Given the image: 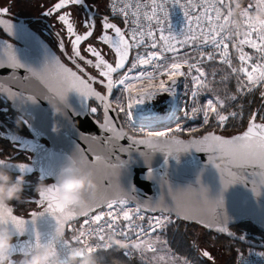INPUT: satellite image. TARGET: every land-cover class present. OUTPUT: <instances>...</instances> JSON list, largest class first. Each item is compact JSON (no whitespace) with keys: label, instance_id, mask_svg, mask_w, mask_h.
I'll return each mask as SVG.
<instances>
[{"label":"snow or ice","instance_id":"obj_1","mask_svg":"<svg viewBox=\"0 0 264 264\" xmlns=\"http://www.w3.org/2000/svg\"><path fill=\"white\" fill-rule=\"evenodd\" d=\"M264 0H256L255 4L249 3L241 12L242 25L235 24L232 20V8L234 0H173V4H179L186 18V24L182 31L177 33L169 24V11L164 0H150V3H141L140 0H116L110 3L109 7L114 15H121L124 24H129L127 30L119 26L117 23L111 22L109 16L102 18V32L96 34L95 40L110 45L115 51V60L110 63L105 59L99 47L93 42L86 44L85 52L90 53L93 59H87L88 65H93L99 69L105 80H100L101 84H105L107 92L112 93L114 85L122 86L124 92H127V103L119 102L117 107L119 112H123L126 117L132 115V109L135 105L142 103L146 99H152L162 92H175L177 77H185V87L190 82L194 85L191 94L196 107L192 108L193 116L198 113L203 115V124L208 125L210 121L214 123L215 129L205 131L200 136H191L196 132L195 128L184 129L179 124L176 128L164 127L165 131L149 132L144 136L137 137L128 135L131 141L129 147L136 145H145L152 150L167 151L168 155L172 154L173 146L176 151L188 150L196 148L200 151L210 153L208 161L214 162L217 159V153L225 160L224 166L219 165V172L225 188L236 182L247 179L246 175H241L237 170H246L251 168V176L259 178V190L256 187V179L253 180V191L257 195L264 189V105L261 110L253 111L249 114V119L245 130L232 134L228 132L230 126L238 127L239 123L232 125L231 121H241L243 118V106H238L239 111L226 110V100H235L236 94H229L227 98L216 94L207 83V74L202 64L205 60H219L227 65L232 74H237V92L243 93L251 91L255 86L264 84V28H257L252 22L251 9L259 7ZM71 4L85 5V0H58L52 7L48 9L46 15H51L58 10L66 8ZM122 5V6H121ZM226 10V11H225ZM8 7H0V13H8ZM58 19L66 25L71 40L72 54L68 57L74 63L77 59L84 60L86 57L81 54V43L88 41L93 37L96 27V20L85 17L80 22L85 30L82 34L78 33L71 14L63 11L59 14ZM146 21V23H145ZM155 22V23H153ZM0 24L11 25L8 20H0ZM234 27V34L228 31V28ZM110 31L114 34H110ZM128 32L131 35H128ZM233 36L236 39H233ZM187 45H195L193 51L196 56H190L187 52L181 54L180 49ZM231 48L237 53L239 66H234ZM249 45L259 54V61L254 62L249 52L244 50V46ZM60 47L64 48L63 41ZM141 47L151 50L145 54L136 52V56L131 62V66L123 71L126 67L130 51L134 48ZM211 49V50H206ZM5 55L4 61L13 69L25 68L29 76L40 79L55 97L59 98L65 105L69 91L76 90L84 97H95L104 106L103 123L99 124L101 130L110 132V139H123L127 134L121 128H117L115 121L109 115L112 108V102L108 96L102 95L92 86L88 80H85L77 71L65 65L58 56H52L42 68L37 69L26 65L17 57L15 49L11 45H7L3 50ZM171 53V56L165 55ZM185 65L187 70L185 71ZM0 66H3L0 63ZM143 66V67H142ZM79 69V65H77ZM149 68L151 70H149ZM118 70L122 71L117 79L113 78V74ZM195 71V75L193 72ZM134 73V74H133ZM167 75V81L160 79V76ZM27 78V77H26ZM227 78V77H225ZM89 79L95 80L96 77ZM158 80V83L155 81ZM146 81L144 84L142 82ZM169 81L171 82L169 84ZM138 84L140 86H138ZM207 91L209 97L206 103L200 105L198 103L200 93ZM135 94V95H134ZM264 98V91L260 93ZM14 100L18 98L21 107L27 106L29 101L37 102L34 95L24 96L23 94H14ZM92 113L97 112V108H91ZM259 121L257 122V117ZM29 128L31 123L25 121ZM187 131L190 138L182 139L178 133ZM226 133V134H222ZM11 139L18 141L21 146L28 147V143L23 137L15 134H9ZM144 155V153H141ZM119 160V158H117ZM103 162L107 169L115 170L117 168L124 169L125 163L120 161L113 164L104 161L102 157L95 156L91 163L98 164ZM21 172H31L32 166L27 163L14 164ZM113 174H115L113 172ZM152 169L149 168L148 178H152ZM121 174L119 175L120 180ZM57 180V176L54 177ZM30 184V182H28ZM111 187V185H108ZM125 190L136 191L134 186L125 188L120 180L116 185V192L122 193ZM170 196L159 195L158 197L148 198L146 201L136 200L135 208L128 207L129 198L125 195H119L117 198H105L95 206L80 212L73 211L63 205L58 198V183L47 185L46 189L40 190L39 199L35 200L44 207L43 211H32L31 218L25 219L23 216L14 214L13 207L0 205V217L6 220L17 231L16 252L26 253L38 246L42 241L53 239L57 233H64L65 227L70 226L69 222L76 217H87L83 220V224L79 229L73 228L74 235L72 240L83 244L84 247L79 248L80 255L85 252L91 253L97 248L107 249L112 246L110 241L106 239V229L114 234L124 235L129 240V233H136L138 236H150L151 233L166 230L171 224V213H175L177 217L184 219H199L201 223H207L209 227H216L218 231L227 232L228 217L226 213H222L223 198L212 199L208 195V190L201 188V193L195 196V199H189L193 190L191 186L188 188L172 190L169 185ZM170 197V199H169ZM27 202V201H26ZM107 209L106 211L104 209ZM93 209H99L96 214H92ZM145 210L159 211L160 215L148 216L143 215ZM50 214L55 220V227L52 231L42 233L39 230H29V224H35L37 219ZM147 225V229L145 228ZM27 239L20 240L25 236ZM233 235L232 233H229ZM96 237V243L93 245L91 237ZM243 237H241L242 239ZM167 246V241L161 239L159 235H155L150 240H134L130 241L126 249L139 250L143 259L146 251L158 253L156 244ZM68 242L61 241L62 247H67ZM170 252V250H169ZM128 254V252H126ZM204 257H209L210 253L204 251ZM172 264H190L187 259L171 255ZM67 262V257L65 256ZM163 260L164 256L154 255L152 260ZM15 264V261L13 262Z\"/></svg>","mask_w":264,"mask_h":264},{"label":"water","instance_id":"obj_2","mask_svg":"<svg viewBox=\"0 0 264 264\" xmlns=\"http://www.w3.org/2000/svg\"><path fill=\"white\" fill-rule=\"evenodd\" d=\"M0 20L6 19L0 18ZM10 22L13 27L0 24V28L10 33L20 43L22 41L23 46L0 36V63L3 64V66H0V95L8 98L15 106L25 109L24 111L30 114L32 123L40 134L51 143L52 148L57 149L62 154V156L56 158V163L61 165L65 156L71 152L81 154L90 162L94 161L97 155L102 157L104 161L113 164L123 161L125 168L115 170L105 168L103 162L92 164L96 168L98 180L108 192H116V185L120 183V180L125 188L134 186L136 191L125 190L121 194L135 203L136 200L143 202L148 198L158 197L160 194L166 197L170 196L172 192L169 191V185L172 186L173 191L191 186L193 193L189 199H195V196L201 193L202 187L207 188L210 198H223L221 212L226 213L228 217L227 232L218 231L214 226L209 227L207 223H201L199 219H184L183 217H177L175 213H171V215L180 220L198 224L217 234H224L253 248L264 249V241H246L243 235H238L230 228L232 225L241 222H250L264 232V189L261 190L259 195L253 191L254 179L257 181L256 187L259 190V178L251 176V168L247 169L246 172L245 170L234 169V171L240 172L241 175H246L247 179L225 188L220 172L208 161L210 153L200 151L194 147L186 151H176L175 149L178 146H173L172 154L168 155L167 151L152 150L145 145L129 147L131 141L128 140L127 136L131 134L125 129L113 104L109 115L115 121L116 127L121 128L122 126V131L127 135L119 140L110 139L112 134L101 130L99 127V124L103 123V117L100 121L95 116L98 114V107L104 115L103 104L95 97H84L76 90L69 91L66 105L63 103L62 112L56 114L53 110V100L56 97L49 92L40 79L29 76L25 68L13 69L10 67L3 59L5 55L3 50L7 45H11L22 63L37 69L42 68L52 56L58 55L34 31L14 21ZM95 89L102 95L108 96L110 101L115 91L113 88L112 93L109 94L107 88L105 92ZM14 94H23L25 97L34 95L37 102L32 103L29 101L27 106L21 107L18 98L16 100L12 98ZM91 101L96 102L98 107L91 104ZM93 107L97 108L96 113L91 112ZM257 122L260 121L257 120ZM178 135L185 140L190 138L181 134ZM24 140L28 145L46 149V146L39 141L28 138H24ZM141 153H144V155H141ZM214 162L222 167L225 164L224 158L219 156L218 153ZM149 168L152 169V178H148ZM58 170L59 167L56 168L55 176H57ZM108 185H111V187H108ZM95 210L97 209H93V211ZM145 211L149 213L159 212ZM82 217L84 216L76 217L70 221V226L65 227L63 236L67 232H71L73 222ZM24 218L29 219L31 217ZM28 227L29 230L36 229L42 233H47L54 229L55 220L50 214H45L38 218L34 225L30 223ZM25 235L20 240L27 239V233ZM241 237L243 238L241 239ZM18 255H22V253H18Z\"/></svg>","mask_w":264,"mask_h":264},{"label":"flooded vegetation","instance_id":"obj_3","mask_svg":"<svg viewBox=\"0 0 264 264\" xmlns=\"http://www.w3.org/2000/svg\"><path fill=\"white\" fill-rule=\"evenodd\" d=\"M57 2L58 0H0V7L9 8L8 13H0V18L14 21L34 31L51 46L65 64L74 71H77L79 75L85 80H88L99 91L105 92V84H101L100 80L103 79L106 82V78L102 76L99 69L87 64V59L95 60V57L85 52L86 44L93 42L95 46L101 49L105 59L112 63L115 60L114 49L110 45L102 44L95 40L96 34L102 32V18L105 15L109 16L111 22L117 23L125 30L128 29V24L123 23L122 16L110 13L108 0H85L86 6L71 4L51 15H46L45 13L48 12V9ZM63 11H68L71 14L75 28L80 34L85 30L80 22L82 19L85 17L92 18L94 16L96 20L93 37H90L88 41L82 42L80 46L81 54L86 58L84 60L77 59L75 63L68 58L72 54L71 40L74 37H69L66 25L58 19L59 14ZM110 34L114 33L110 31ZM0 36L23 46L22 41L20 43L19 40L2 28H0ZM61 41L64 43V48L60 47ZM135 54L136 50L134 48L130 51L128 61H126V67L132 62ZM77 65H79V69ZM120 72L121 70H118L117 73L113 74L114 79ZM90 77H96V79L91 80L89 79ZM24 110L23 108L15 106L8 98L0 95V158L6 159L13 164L27 163L32 165L31 172L23 173L27 181L30 182V184H26L23 194L24 198L21 201L11 202L13 213L24 217H31L32 211H43L46 206L34 202L39 199L37 185L40 183L45 185L56 183V179L54 178L56 177V168L61 166L56 163V158L62 156V154L57 149L51 147V143L40 134L32 123L30 114ZM25 121L31 123L32 127L29 128ZM10 133L39 141L46 146V149L35 145L23 147L18 141L11 139ZM230 228L238 235H243L246 241H264V232L258 228H250L248 223L241 222L232 225ZM218 235L226 239L227 242L235 245L251 247L246 243L229 238L224 234Z\"/></svg>","mask_w":264,"mask_h":264},{"label":"clouds","instance_id":"obj_4","mask_svg":"<svg viewBox=\"0 0 264 264\" xmlns=\"http://www.w3.org/2000/svg\"><path fill=\"white\" fill-rule=\"evenodd\" d=\"M245 0H234L232 20L235 24L242 25L241 12ZM252 22L257 28H264V3L255 8L251 13ZM234 34L235 28H228ZM63 102L59 98L53 100V110L56 114L62 112ZM58 130V129H56ZM219 171V164L211 162ZM6 159L0 158V205L12 207V201H21L24 197L26 176ZM19 170V171H17ZM58 198L63 205L73 211L87 210L105 198H117L119 192H108L97 178L95 166L84 156L76 152L67 154L57 173ZM47 185L40 183L37 190L46 189ZM206 188V187H205ZM207 189V188H206ZM208 190V189H207ZM118 234L107 235L111 244L121 248L128 246V242L117 238ZM63 233H57L53 239L42 241L29 252L17 258L16 243L17 231L6 220L0 217V264H68L60 252ZM72 258L81 257L79 248L74 247L68 254ZM83 264H95L91 258L84 260Z\"/></svg>","mask_w":264,"mask_h":264},{"label":"built area","instance_id":"obj_5","mask_svg":"<svg viewBox=\"0 0 264 264\" xmlns=\"http://www.w3.org/2000/svg\"><path fill=\"white\" fill-rule=\"evenodd\" d=\"M116 2V0H108V8L110 13H112L109 5L110 3ZM141 3H150V0H140ZM194 2H199V0H194ZM164 3H166L168 11H169V24L171 25L172 29L179 33L182 31L184 25L186 24V18L183 13V9L179 4H173V0H164ZM180 3H184V0H180ZM122 6V5H121ZM226 11V10H225ZM113 14V13H112ZM121 16V15H120ZM146 23V21H145ZM155 23V22H153ZM131 27L130 23L128 24V28ZM128 35L130 36L131 33L128 32ZM233 39H236L235 36H233ZM196 47L195 45H187L184 48L180 49L181 54H184L187 52L190 56L195 57L196 53L193 51V48ZM136 52L139 51L141 54H145L147 51H150L151 48H144L141 47L139 49H135ZM206 50H211V49H206ZM230 51L232 53V58L234 62V66H239V62L236 58V54L233 52V48H231L230 45ZM234 54V55H233ZM165 55L171 56V53H167ZM136 56V54H135ZM254 58V62H258L260 57L259 54L256 52ZM131 66V63L123 70L126 71L128 67ZM203 68L205 69V73L207 74V83L209 84L212 78L213 73H218L222 68H226L229 72L230 69L227 65H224L221 63L219 60L216 61H207L205 60L204 63L202 64ZM143 67V66H142ZM149 70H151L149 68ZM187 70V66L185 65V71ZM231 73V72H230ZM134 74V73H133ZM195 75V71L193 72ZM232 74V73H231ZM119 75H122V71L116 76L115 79L119 77ZM237 81V74H232ZM160 79H164L167 81V75H162L160 76ZM177 84L175 86V92L174 93H169V92H162L158 93L157 96H155L152 99H146L142 103H139L135 105L132 109V115L128 118L126 117V122L129 126L138 129L142 131L144 134H147L149 132H160V131H165L166 129L164 127L168 128H173L175 129L177 124H179L182 128L188 129V128H196L197 124L201 121H203V115L202 113H198L197 115L193 116L192 114V108L197 106V103L194 102V98L191 94V91L194 87V85L190 82V77L187 78L189 80L188 87H185V77H177ZM146 84L147 82L144 81L142 82ZM155 83H158V80L155 81ZM171 82L169 81V84ZM263 86L264 84H260L255 86L251 91L255 90L256 88ZM138 86H140L138 84ZM114 89L117 90L120 95H121V101L124 103L126 106L127 103V92H124L122 89V86L119 85H114ZM245 92H250V91H245ZM135 95V94H134ZM2 96V95H1ZM209 97V94L206 93V91H202L199 96L198 103L200 105L206 103V99ZM188 133L187 131L178 133ZM136 203L133 201L129 200V205L128 207L130 208H135ZM105 211L107 210L106 208L104 209ZM99 211V209L92 211V214H96V212ZM143 215L147 218L148 216H157L160 215V212L157 213H149L147 211H144ZM87 217H82L79 220L73 222L72 227L75 229H79L81 225L83 224V220ZM175 220V216L171 215V224ZM170 224V225H171ZM169 225V226H170ZM145 228L147 229V225L145 224ZM168 229V228H167ZM157 231L156 233H151L150 236H155V235H162L166 231ZM111 233L106 229V239L107 235ZM74 231L72 229L71 232H67L65 236H63V240L67 241V247H62L60 245V252L63 258L65 256L67 257V262L70 259H75L70 257L68 254L71 251L72 248L78 247L82 248L84 247L83 244L78 243L77 241L72 240V236L74 235ZM129 240H126L124 235L118 234L117 238L118 239H123L130 244V241L134 240H142L145 236H138L136 233H129ZM90 242L95 245L96 237L93 236L91 237ZM111 247H118L120 248L124 255L126 257H138L141 258V254L139 250H131L126 249V248H121L117 245L112 244ZM109 247V248H111ZM104 248H97L94 251L101 250ZM264 251V250H263ZM263 251H258V252H244L241 251L237 254L236 256V264H264V252ZM128 252V254H126ZM151 252V251H148ZM87 252L81 257L86 256ZM145 254L143 256V259L145 260ZM80 258V257H77Z\"/></svg>","mask_w":264,"mask_h":264},{"label":"trees","instance_id":"obj_6","mask_svg":"<svg viewBox=\"0 0 264 264\" xmlns=\"http://www.w3.org/2000/svg\"><path fill=\"white\" fill-rule=\"evenodd\" d=\"M212 88L214 92H217L218 95L221 97L227 98L229 94L235 93L236 99L233 100H226V110L228 111H239L238 106H243V118L241 121H231L232 125H236L239 123L238 127L230 126L228 128V132L232 134H237L238 132L242 131L248 123L249 114L253 111L261 110L262 105H264V98L261 97V91H264V85L256 88L255 90L249 93H238L237 92V81L236 78L232 75L228 76L226 81L218 82L216 79L212 81ZM117 97L121 98L120 93L115 90L111 96V102L115 107L119 117L125 127V129L134 136L141 137L145 135L142 131L135 129L129 126L126 122V116L123 112L118 111V103L122 102L121 99L118 102ZM93 105L98 104L96 102H90ZM98 114L95 115L98 120H102V112L98 107ZM259 120V116L257 117ZM197 131L191 133V136H200L205 131L215 129L217 132H221L220 129L215 128L214 123L210 121L208 125H204L203 121L199 122L196 126ZM226 134V133H222ZM186 137H190L189 133H182ZM248 223L250 228H257L250 222ZM195 226L198 224L190 223L184 220L176 219L167 229L166 231V238L169 244L170 249L172 252L184 259H187L191 264H213L211 261H208L204 256H202L201 251V244L202 243H214L222 247L223 250L227 254H229V258L226 264H236L235 257H236V246H238L241 250H246L250 247H246L243 245H235L233 243L227 242L226 239L221 237L220 235L216 234L213 231H209L202 227L204 231L200 234L197 233ZM200 227V226H198ZM199 235V236H198ZM201 237V240H199ZM213 240V241H212ZM201 241V242H199ZM91 258L95 261V264H151L144 259H140L138 257H126L123 251L118 247H111L107 249H101L97 251H93L87 254L84 257L70 259L68 264H83L84 260Z\"/></svg>","mask_w":264,"mask_h":264},{"label":"rangeland","instance_id":"obj_7","mask_svg":"<svg viewBox=\"0 0 264 264\" xmlns=\"http://www.w3.org/2000/svg\"><path fill=\"white\" fill-rule=\"evenodd\" d=\"M249 3L255 4L256 3V0H245L244 7H247ZM254 11H255V8L251 9V12L252 13ZM244 50L246 52H249L252 55V57H254L255 56V53L257 52L255 49H252L249 45H245L244 46ZM233 52H234V54H236V58H237V53H236V51H235L234 48H233ZM237 60H238V58H237ZM253 60H254V58H253ZM229 75H232V74L226 68H222L218 73H213L212 74V78L210 80L211 82L208 85L212 88V86H213L212 81H215V79L218 82L226 81L228 79V76ZM225 77H227V78H225ZM206 93H208V92L206 91ZM215 93L218 94L217 92H215ZM243 93L246 94V93H249V92H243ZM176 219L177 218L175 217V220ZM194 229H196V231H198L197 233H199V234H200L201 231L202 232L204 231V229L202 227L199 228L198 226H195ZM165 233L162 234V235H159V236L161 237L162 240L167 241V238H166V234ZM152 237H154V236L144 237L142 240H145V239L150 240ZM199 240H201V237H199ZM199 242H201V241H199ZM156 247L158 249V253H153V252L146 251L145 260L148 261L151 264H172V262H171V260H170L169 257L171 255H175V254L170 249L169 244H168V241H167V246L166 247L163 244H160V243H157L156 244ZM200 248H201V251H200L201 253H203L202 251H207V252L210 253L211 258H209V257H205V258L208 261H211L213 264H226L227 263V260L229 258V254H227L225 252V250L222 249L221 246H219L217 244H214V243H210V244H207V243L204 244V243H202ZM235 248H236V256H237V254L239 252L243 251L238 246H236ZM169 250H170V252H169ZM263 250L264 249L250 247V248L244 250V252H246V251L247 252H258V251H263ZM157 254L164 256V259L163 260L157 259V260L153 261L152 260V257L154 255H157ZM19 256H21V255H18L17 258H19ZM175 256H177V255H175ZM177 257H179V256H177ZM180 258H182V257H180ZM235 261H236V257H235ZM177 264H180V261H177Z\"/></svg>","mask_w":264,"mask_h":264}]
</instances>
